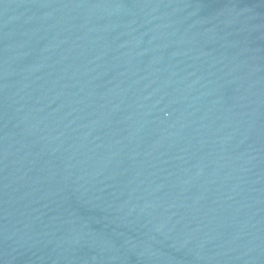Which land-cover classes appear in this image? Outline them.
<instances>
[{
    "label": "water",
    "instance_id": "95a60500",
    "mask_svg": "<svg viewBox=\"0 0 264 264\" xmlns=\"http://www.w3.org/2000/svg\"><path fill=\"white\" fill-rule=\"evenodd\" d=\"M0 264H264V0H0Z\"/></svg>",
    "mask_w": 264,
    "mask_h": 264
}]
</instances>
